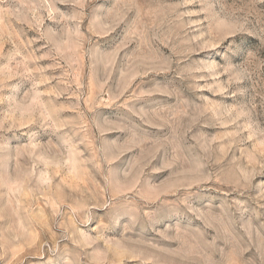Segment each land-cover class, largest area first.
Listing matches in <instances>:
<instances>
[{
  "label": "rangeland",
  "instance_id": "1",
  "mask_svg": "<svg viewBox=\"0 0 264 264\" xmlns=\"http://www.w3.org/2000/svg\"><path fill=\"white\" fill-rule=\"evenodd\" d=\"M0 264H264V0H0Z\"/></svg>",
  "mask_w": 264,
  "mask_h": 264
}]
</instances>
